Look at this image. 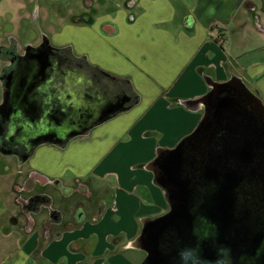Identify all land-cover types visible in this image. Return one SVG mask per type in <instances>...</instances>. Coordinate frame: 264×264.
<instances>
[{
	"label": "crops",
	"instance_id": "obj_1",
	"mask_svg": "<svg viewBox=\"0 0 264 264\" xmlns=\"http://www.w3.org/2000/svg\"><path fill=\"white\" fill-rule=\"evenodd\" d=\"M246 1L198 0L190 8L184 4L182 13L183 0H123L111 13L96 16L92 1L79 21L77 50L51 38L52 46L70 48L94 68L128 80L138 101L64 146L38 145L22 161L28 166L20 171L21 183L11 186L14 206L21 207L22 218L28 215L17 220V211L11 212L9 226L0 232V264L143 262L144 255L130 262L120 252L142 250L134 242L144 222L170 209L147 167L160 149L174 148L199 125L204 115L199 100L211 89L208 81L239 77L264 102V45L254 39L249 47L247 18L234 24ZM255 30L262 33L264 26ZM38 185L44 187L34 194ZM48 185L80 198L64 219L66 227L45 226L33 216L50 207ZM109 190L115 206L104 212L99 202ZM35 195L47 200L30 204Z\"/></svg>",
	"mask_w": 264,
	"mask_h": 264
},
{
	"label": "water",
	"instance_id": "obj_2",
	"mask_svg": "<svg viewBox=\"0 0 264 264\" xmlns=\"http://www.w3.org/2000/svg\"><path fill=\"white\" fill-rule=\"evenodd\" d=\"M71 54L72 60L84 62L83 69L67 68L66 83L57 86L53 111L59 116L60 110H67L75 121L87 112L96 110L98 115L89 124L75 126L65 139L31 143V137L44 130V119L34 123L22 109L7 111V119L0 122L2 146L17 152L21 161L38 145L64 146L138 101L128 80ZM42 60L46 73L51 58L42 55ZM31 67H25L21 86L10 94L17 100L24 95L25 102L38 108L43 105L38 99L42 88L37 82L26 87ZM89 69L95 71V78ZM208 82L211 89L199 100L204 107L199 125L174 148L160 149L147 167L164 190L170 209L144 222L134 242L147 254L141 264H264V102L239 77ZM63 89L69 93L67 102L61 96ZM5 103L4 99L0 109Z\"/></svg>",
	"mask_w": 264,
	"mask_h": 264
},
{
	"label": "rangeland",
	"instance_id": "obj_3",
	"mask_svg": "<svg viewBox=\"0 0 264 264\" xmlns=\"http://www.w3.org/2000/svg\"><path fill=\"white\" fill-rule=\"evenodd\" d=\"M121 1L123 0H95V9L92 11L97 15L105 11L111 13ZM197 1L183 0V5H178V12H185V5L190 8ZM85 10L86 3L84 0H0V48L13 46L22 50L29 45L41 44L45 38L51 41V38L56 36L55 38L58 40L67 42V46L71 49L77 50L80 42V26L78 25L82 22V18L77 20V17H80ZM93 12L91 14L96 16ZM239 18H247L249 21L250 26L248 28L250 29L247 34L252 37L249 39V47H253L252 45L256 43L254 39L258 41L257 45H264V32L258 33L255 30L256 25L259 23L264 26V0H249V3H244L243 8L235 16L234 24ZM76 53L79 55V52ZM256 57L257 55L250 56V58ZM6 66L7 62L4 60V56L0 54V76ZM246 85L252 90L250 84L246 82ZM252 91L255 92V90ZM3 95L4 90L0 80V104L2 103ZM27 166L23 164L17 155L0 152V232L3 234L5 233L3 229L10 224L11 212L17 211V220L18 218L19 220L20 218L26 220L25 215H28L25 213L22 218L21 207L19 205L18 207L14 206L15 202L11 186L12 181L21 183L20 171H24ZM105 183L106 180L102 185ZM43 187L38 185L34 189V194L39 193L38 191L42 190L41 188ZM45 191L53 196L50 207L33 216L39 222L41 221L45 224L50 219V211L57 210L68 221L71 217L69 215L70 212L80 199L79 196L74 195L71 197L68 195V191H60L52 185L46 186ZM113 192L112 190H109L108 194L105 192L104 200L99 202L102 211L105 212L108 209L113 211L115 205L112 204L111 199L108 197L109 193ZM24 195L26 196L27 194ZM120 240L121 242L126 241L124 234L120 235ZM120 254L130 262L131 260L140 259L142 255H144V258H142L145 259L147 255L143 250L137 249H122Z\"/></svg>",
	"mask_w": 264,
	"mask_h": 264
},
{
	"label": "flooded vegetation",
	"instance_id": "obj_4",
	"mask_svg": "<svg viewBox=\"0 0 264 264\" xmlns=\"http://www.w3.org/2000/svg\"><path fill=\"white\" fill-rule=\"evenodd\" d=\"M92 1L95 0H84V2L92 6ZM249 3V0L246 1V4ZM95 7L92 8L94 10ZM93 12V11H92ZM94 13V12H93ZM97 15L96 13H94ZM82 16L77 17V20H80ZM0 54L4 56V60L7 62V66L0 76L3 78L1 80L4 95L6 101L5 105L0 109V122H3L7 119V111H13L22 109L25 111V116H29L34 119V123L39 119H44V130L37 131L33 137H31L30 142L34 140H45V139H62L66 138L68 134L74 130V127H82L85 124H89L92 119L98 115V112L95 110L92 112H87L83 114L82 118L75 121L70 116L69 111H61L59 116L53 111L54 105L57 100L58 89L57 86L62 83H66V71L68 67L79 68L78 71L81 72L83 68L80 67L82 60L74 59L72 60L70 48H58L51 45V42L48 38H45L43 42L38 45H29L22 50L16 49L13 46L6 48H0ZM42 55H49L51 58L47 72H43L45 62L42 60ZM31 65L32 72L30 73V80L27 82L26 87L31 86L34 83H39V86L43 90V95L39 94L38 99L42 101L43 105L38 106V108H33L31 104H28L24 101V95H21L20 99L17 100L15 97L11 98L10 91L12 88H19L21 86V73L25 71L27 65ZM90 71V72H89ZM89 73L94 78L97 76L94 70L89 69ZM41 91V90H39ZM37 90L33 92L35 95ZM12 94L15 95L14 91ZM64 94V95H63ZM61 96H66V102L69 101L67 96H69L66 89L61 92ZM1 103V104H2ZM36 109V110H35ZM95 119V118H94ZM1 124V123H0ZM76 124V125H75ZM3 131H0V145H3ZM3 147V146H2ZM46 197L42 196H33L31 198L30 204H35L36 201H46ZM33 202V203H32ZM45 226H67V223L64 221V216L58 211L53 212L50 219L44 224Z\"/></svg>",
	"mask_w": 264,
	"mask_h": 264
},
{
	"label": "trees",
	"instance_id": "obj_5",
	"mask_svg": "<svg viewBox=\"0 0 264 264\" xmlns=\"http://www.w3.org/2000/svg\"><path fill=\"white\" fill-rule=\"evenodd\" d=\"M128 86L130 87V89L132 90V92H134V90L132 89L131 85L128 84ZM134 94H136V93L134 92ZM0 140H1V136H0ZM0 152L1 153H5V154H16L17 153V152H15L13 150H6V149H4V147H2V145H0ZM31 154L32 153H30L29 155H31Z\"/></svg>",
	"mask_w": 264,
	"mask_h": 264
}]
</instances>
